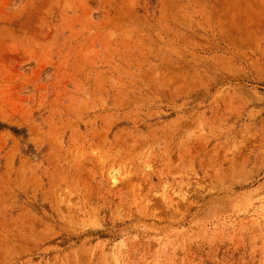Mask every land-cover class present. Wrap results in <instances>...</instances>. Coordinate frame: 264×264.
Wrapping results in <instances>:
<instances>
[{
	"label": "rangeland",
	"instance_id": "rangeland-1",
	"mask_svg": "<svg viewBox=\"0 0 264 264\" xmlns=\"http://www.w3.org/2000/svg\"><path fill=\"white\" fill-rule=\"evenodd\" d=\"M0 264H264V0H0Z\"/></svg>",
	"mask_w": 264,
	"mask_h": 264
}]
</instances>
